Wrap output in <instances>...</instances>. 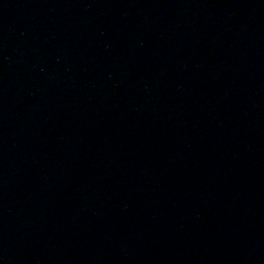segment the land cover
I'll list each match as a JSON object with an SVG mask.
<instances>
[{
	"label": "water",
	"instance_id": "water-1",
	"mask_svg": "<svg viewBox=\"0 0 264 264\" xmlns=\"http://www.w3.org/2000/svg\"><path fill=\"white\" fill-rule=\"evenodd\" d=\"M0 264H264V0H0Z\"/></svg>",
	"mask_w": 264,
	"mask_h": 264
}]
</instances>
